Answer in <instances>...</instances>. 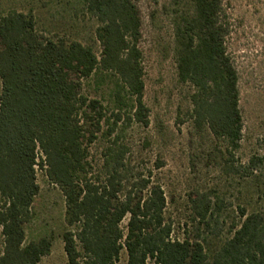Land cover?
<instances>
[{
	"label": "trees",
	"instance_id": "16d2710c",
	"mask_svg": "<svg viewBox=\"0 0 264 264\" xmlns=\"http://www.w3.org/2000/svg\"><path fill=\"white\" fill-rule=\"evenodd\" d=\"M61 2L72 21L94 22L100 55L78 39L41 33L32 13L0 11V264H40L52 252L51 236L26 240L38 167L65 200L69 264H120L122 252L127 264H264V202L239 206V222L213 250L225 199L193 194L194 235L175 238L154 169L134 165L127 131L150 125L136 0ZM166 10L193 128L215 141L227 175L264 177V154L236 160L244 119L226 0H169Z\"/></svg>",
	"mask_w": 264,
	"mask_h": 264
},
{
	"label": "rangeland",
	"instance_id": "374dc122",
	"mask_svg": "<svg viewBox=\"0 0 264 264\" xmlns=\"http://www.w3.org/2000/svg\"><path fill=\"white\" fill-rule=\"evenodd\" d=\"M136 5L142 20L140 49L150 125H133L127 131L132 160L142 170L154 169V181L166 194V217L173 224L175 238L181 239L186 231L194 235L190 201L193 194L212 192L225 199L228 207L219 219L223 233L210 237L209 247L214 250L229 236L232 224L239 222V206L249 211L260 208L264 202V177L258 174L243 181L222 170L215 141L207 133L196 131L187 117L190 89L178 78L174 26L166 10L169 0H136ZM13 10L32 13L41 33L78 39L101 54V46L94 38V22L72 21L61 0H0V11ZM226 10L231 31L228 52L239 74L244 119V138L236 160L247 162L252 156L264 154V0H226ZM1 91L0 81V94ZM92 156L98 157L97 149H93ZM157 164L163 167L155 169ZM37 170L40 193L33 205L34 219L26 228V240L51 236L52 252L40 264H69L63 241L67 229L64 197L45 171L39 167ZM127 222H123L124 227ZM1 232L0 228V252ZM127 259L126 252H122L120 264H127Z\"/></svg>",
	"mask_w": 264,
	"mask_h": 264
}]
</instances>
